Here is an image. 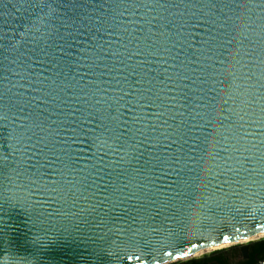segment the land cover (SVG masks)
Returning <instances> with one entry per match:
<instances>
[{"label":"water","instance_id":"obj_1","mask_svg":"<svg viewBox=\"0 0 264 264\" xmlns=\"http://www.w3.org/2000/svg\"><path fill=\"white\" fill-rule=\"evenodd\" d=\"M257 230L264 0H0V264H158Z\"/></svg>","mask_w":264,"mask_h":264},{"label":"flooded vegetation","instance_id":"obj_2","mask_svg":"<svg viewBox=\"0 0 264 264\" xmlns=\"http://www.w3.org/2000/svg\"><path fill=\"white\" fill-rule=\"evenodd\" d=\"M248 245L247 255H245L242 247ZM241 244L239 246H234L228 249H223L225 254H227V264L230 263L232 259L239 258L240 264H256L259 260L264 259V241H253L252 243ZM211 255V254H209ZM208 256V255H207ZM186 262V261H185ZM187 264H196L194 262ZM211 264H219L216 261H211Z\"/></svg>","mask_w":264,"mask_h":264},{"label":"clouds","instance_id":"obj_3","mask_svg":"<svg viewBox=\"0 0 264 264\" xmlns=\"http://www.w3.org/2000/svg\"><path fill=\"white\" fill-rule=\"evenodd\" d=\"M253 236L256 239L264 240V230H257L253 234L239 233V234H225L227 239L222 238L217 243L222 244L225 247H234L241 243H252Z\"/></svg>","mask_w":264,"mask_h":264},{"label":"trees","instance_id":"obj_4","mask_svg":"<svg viewBox=\"0 0 264 264\" xmlns=\"http://www.w3.org/2000/svg\"><path fill=\"white\" fill-rule=\"evenodd\" d=\"M264 241V240H259ZM227 254H225V251L223 249L216 250L211 255H205L200 258H194L191 260H188L186 262H182L180 264H187L188 262H194L196 264H211V261H216L219 264H227Z\"/></svg>","mask_w":264,"mask_h":264},{"label":"bare ground","instance_id":"obj_5","mask_svg":"<svg viewBox=\"0 0 264 264\" xmlns=\"http://www.w3.org/2000/svg\"><path fill=\"white\" fill-rule=\"evenodd\" d=\"M256 240V238L253 236V240ZM225 246L223 245H217V246H212L210 248H207V249H203V250H199L197 252H193V253H190V254H186V255H183L181 256L180 258L178 259H173V260H167V261H161L159 262L158 264H167V263H171V262H174V261H178V260H183V259H189L191 257H196L198 256L199 254H204V253H207V252H210V251H214V250H217V249H221Z\"/></svg>","mask_w":264,"mask_h":264},{"label":"rangeland","instance_id":"obj_6","mask_svg":"<svg viewBox=\"0 0 264 264\" xmlns=\"http://www.w3.org/2000/svg\"><path fill=\"white\" fill-rule=\"evenodd\" d=\"M257 240H260V239H254L253 241H257ZM241 244H245V243H241ZM241 244H238V245H236V246H239V245H241ZM228 248H231V247H223V248H221V249H228ZM217 250H219V249H217ZM216 250H214V251H210V252H207V253H204V254H199L198 256H196V257H191V258H189V259H183V260H178V261H174V262H171V263H167V264H180V263H182V262H185V261H188V260H191V259H194V258H200V257H202V256H205V255H209V254H212L213 252H215ZM229 264H240V262H239V258H236V259H232L231 261H230V263Z\"/></svg>","mask_w":264,"mask_h":264},{"label":"snow or ice","instance_id":"obj_7","mask_svg":"<svg viewBox=\"0 0 264 264\" xmlns=\"http://www.w3.org/2000/svg\"><path fill=\"white\" fill-rule=\"evenodd\" d=\"M225 239H227V237H225Z\"/></svg>","mask_w":264,"mask_h":264}]
</instances>
